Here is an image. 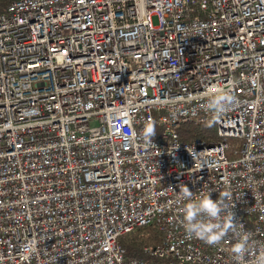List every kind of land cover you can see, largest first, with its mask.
Returning <instances> with one entry per match:
<instances>
[{
	"label": "built area",
	"instance_id": "built-area-1",
	"mask_svg": "<svg viewBox=\"0 0 264 264\" xmlns=\"http://www.w3.org/2000/svg\"><path fill=\"white\" fill-rule=\"evenodd\" d=\"M221 89L234 102L212 119ZM185 124L216 131L182 140ZM181 186L229 193L220 245L186 238ZM152 224L160 243L128 256L120 239ZM243 233L251 264L264 250V0H15L0 13V264H237Z\"/></svg>",
	"mask_w": 264,
	"mask_h": 264
},
{
	"label": "clouds",
	"instance_id": "clouds-1",
	"mask_svg": "<svg viewBox=\"0 0 264 264\" xmlns=\"http://www.w3.org/2000/svg\"><path fill=\"white\" fill-rule=\"evenodd\" d=\"M205 110L211 113L212 119L221 116L234 97L230 91L221 89L218 93H208ZM143 135L151 140L155 135L154 126H146ZM182 198L187 201L181 208V226L188 239H199L208 246H218L225 239L229 231L234 230V213L227 212L225 199L229 193H220L219 199L213 200L211 194L194 198L187 186H181ZM222 216V213H226ZM250 235L238 234L237 241L230 248V252L241 264L249 252ZM28 249L26 248L25 251ZM251 264H264V250H261L251 261Z\"/></svg>",
	"mask_w": 264,
	"mask_h": 264
},
{
	"label": "trees",
	"instance_id": "trees-1",
	"mask_svg": "<svg viewBox=\"0 0 264 264\" xmlns=\"http://www.w3.org/2000/svg\"><path fill=\"white\" fill-rule=\"evenodd\" d=\"M15 0H0V13L4 12L8 5ZM211 124H185L180 127L179 134L182 140L193 138L209 139L214 135L216 129ZM162 239V232L157 225H149L138 228L120 239L121 245L125 248L128 256H144L143 248L146 246H157ZM149 262V257H146Z\"/></svg>",
	"mask_w": 264,
	"mask_h": 264
},
{
	"label": "rangeland",
	"instance_id": "rangeland-1",
	"mask_svg": "<svg viewBox=\"0 0 264 264\" xmlns=\"http://www.w3.org/2000/svg\"><path fill=\"white\" fill-rule=\"evenodd\" d=\"M154 22H155V24H157V18H156V17L154 18ZM211 126H212V127H211ZM211 126H210L211 128H216L215 125H211Z\"/></svg>",
	"mask_w": 264,
	"mask_h": 264
}]
</instances>
